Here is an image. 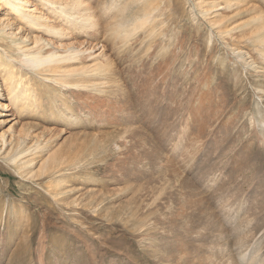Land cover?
<instances>
[{
  "label": "rangeland",
  "instance_id": "obj_1",
  "mask_svg": "<svg viewBox=\"0 0 264 264\" xmlns=\"http://www.w3.org/2000/svg\"><path fill=\"white\" fill-rule=\"evenodd\" d=\"M164 1L175 3L174 10H165L170 25L164 30L159 27L153 33L148 30L131 34L133 28L119 21L117 24L123 33L113 30L104 33L99 25L93 32L97 35L96 41L73 36L79 31L74 25L70 35L59 41L47 35L28 36V45L39 37L52 43L49 49H53L54 42L60 46L77 43L82 49L90 43L83 63L90 66L109 59V69L114 70L112 86L115 87L109 95L96 93L97 96L92 97L91 92L80 98L68 96L70 110L66 111H58L59 106H64L50 102L49 105L40 104L39 110L21 112L10 104L7 96L0 98V137L5 136L4 146L0 144V264H42V261L43 264H93L94 259L87 257V248L94 251L106 242H114L116 248L109 246L95 251L101 253L97 254L100 264H143L147 258L155 262L153 256L157 247L148 241L154 233L143 235L141 231L132 230L133 236L130 232L127 235L125 220L135 215L138 218L135 221H141V210H158L156 203H162V198L174 191L169 184L161 188V179L164 175L167 179H179L172 172L178 170L182 173L181 181L192 167L189 160L195 156L198 157L196 162L203 158L218 163L216 168L221 171L216 173L219 178L215 180L225 187L231 184V188L225 190L230 197L244 196L241 207L251 215L245 225L241 223L242 230L248 232L246 245L252 246L251 256L257 253L264 261V188L252 185L251 181L243 184V177L251 175L249 170L245 175L239 173L228 178L229 173L235 172L234 165L242 163L243 155L251 153L255 162L264 158V144L257 137L262 129L258 115L264 111V65L259 64L261 74L256 75L251 67L238 64V54L228 44L233 43L230 35H220L216 27L210 25L211 16L203 19L194 0ZM248 2L259 7L254 0ZM261 3L264 4V0ZM117 11L120 10L113 12ZM232 12L225 10V25L253 20L245 13ZM136 13L137 5H133L125 16L133 18ZM13 25L11 31L16 35L19 26ZM251 30L244 28V31ZM116 35L119 37L117 43L114 42ZM20 36L26 38L23 32L16 35ZM252 45L244 39L240 47L247 53L245 50H253ZM85 108H89L88 111ZM204 108H210L204 118L214 111V120L199 132L200 120L204 121L200 112ZM64 112L67 113L65 118ZM71 114H76L75 118L79 116L84 126L73 130ZM251 123L257 128L255 131ZM231 129L237 130V134H231ZM239 129H242L241 134ZM20 134L22 150L32 138L44 142L36 164L22 171L7 158L9 153L17 151L13 146ZM247 143L256 148L248 144L249 149ZM32 154L25 158H34ZM252 154H258L259 158ZM51 159L56 167L62 164L74 167L55 171H50L49 167L48 172L42 171V163ZM257 162L255 164L264 174V162ZM205 170L211 172L212 168ZM152 177H156L158 183L151 184ZM150 189L158 193L145 197L140 193ZM198 191L201 193L200 189ZM62 193L64 195H60ZM210 193L204 195L207 202L213 191ZM244 212L239 213L240 219L245 217ZM239 218L237 221L232 218V222L240 224ZM255 219L259 220L258 226ZM250 221H254V225ZM246 227H254V230L250 233L251 229ZM206 233L198 229L193 238L208 237V234L203 235ZM227 244V256L240 253L250 259L247 254L250 249L246 246L238 248L233 242ZM193 246L190 255L185 253L187 262L190 259L193 263L204 254L202 249ZM142 247H145V255ZM114 251L120 255L115 256ZM125 255L137 258V262L127 261ZM163 260V264H167ZM223 261L219 255L214 259L215 263Z\"/></svg>",
  "mask_w": 264,
  "mask_h": 264
},
{
  "label": "bare ground",
  "instance_id": "obj_2",
  "mask_svg": "<svg viewBox=\"0 0 264 264\" xmlns=\"http://www.w3.org/2000/svg\"><path fill=\"white\" fill-rule=\"evenodd\" d=\"M248 1L249 0H202L198 2L194 0V6L198 8L199 14L203 16V19L211 16V18H209L210 25L216 27L220 35H230L233 43L228 42V44L233 48V51L238 54L237 63L242 64V66L247 65L251 67L256 75H258L261 74L259 64L264 65V4L261 3V0H254L259 6L256 7L255 4L251 5ZM165 2L164 0H0V11L3 10L2 17H0V98L4 99L5 96H7V100L10 104L21 112L26 110H39L40 104L49 105L50 102H55V104L57 103L58 105L64 106V108H60L59 106L58 111H66L70 110L67 108L69 105L67 101L68 96L74 95L80 98L83 94L91 92L92 97L97 96L96 93L105 95L107 92V95H109L110 90L115 87L112 86L114 80L112 73L114 70L109 69L110 60L107 59L104 63L96 61V63L90 66H86L83 63L85 60L83 56L90 51L89 48H87L90 43L87 42V45L82 49L77 43L60 46L58 42H54L53 49H49L52 43L50 41L45 42L39 37H37L31 45H28V36L40 35L44 37V35H47V37L51 38L56 37L59 41L62 38L68 37L67 35H70L71 27L74 25L79 31L73 33V36L77 38H86L87 40L94 39L96 41L97 35L93 32L98 30L99 25L102 26L104 33L110 30L123 33L122 28L117 24L119 21L133 28L131 34H138L148 30L153 33L157 28H162V30H164V28L170 25V20L165 10L169 8L174 10L175 3L166 4ZM133 5H137V13L132 16L133 18L125 16V12ZM117 9L120 11L116 13L113 12ZM225 10H233L232 13L238 14L245 13L248 16H252L253 20L249 23L244 22L243 24L234 22L231 24L234 25L233 28L230 29L231 25H225ZM11 19L14 20L13 24L19 26L17 34L23 32L26 38H24V36L18 38L16 37L17 34L15 35L14 31H11L13 30L12 26H14ZM232 19L233 18L229 19V21ZM245 27H250L252 30L244 31ZM8 30L11 32H8ZM235 32H239L240 34L235 35ZM114 39V42L119 41L117 35ZM244 39L254 44L252 45V51L245 50L247 52L245 53L240 47ZM82 46H84V44H82ZM60 49H62V51H60ZM55 104L53 105L56 107ZM2 107L3 109L7 108L9 110V107ZM210 108H204L200 112V116L204 121L202 122L200 120L201 129L199 132H202L203 127H206L214 120V111L210 117L207 115V119L204 118ZM88 109L85 108L86 111H88ZM246 111L247 109L244 112ZM163 112L166 113V111ZM55 115L56 113L51 117ZM75 115L76 114H71L69 117L73 130H78L84 125L83 122H81V118L79 116L75 118ZM258 116L262 129L257 137L259 142L264 144V111L260 112ZM63 117H67L66 112H64ZM255 122L256 121H254V124ZM1 123L2 122H0V124ZM251 127L254 128V131L257 129L253 127V125ZM165 128L166 124L163 129ZM240 130L242 129H239L238 133ZM236 131L237 130H235V132ZM235 132L233 129L230 130L231 134L236 135L237 133ZM231 134L229 136H231ZM254 134L255 133H253V135ZM163 135L169 138L166 133ZM244 136L246 137V135ZM227 139H229V137ZM4 142L5 136H1L0 144L4 146ZM248 144L249 143L246 145ZM249 145L248 148L251 149L250 146L252 145ZM22 146L23 140L20 134V138L15 141V145L13 146L17 148V151L9 153L7 157L8 162L16 166L19 171L36 164L35 159L39 158L37 156L39 155V150L44 146V142L39 139L37 140V138H32V141L28 143L23 150L21 149ZM253 147L255 146H252V149ZM258 148L260 149L261 147ZM31 153H34L32 154L34 158H25L31 155ZM250 154L251 153L247 154L245 157L243 155L242 163L237 161V165L234 163L236 165V168L235 165L233 167L235 172L229 173L228 178L230 180L239 173L245 175L244 172L249 170L248 174L251 173V175L243 177V180L245 179L243 184L251 181L250 183L252 185H256L258 188L263 189V171H260L258 165L255 164L257 161L255 162V159H252ZM253 156L256 157L258 154H254ZM247 157H249L248 160ZM197 158L198 157L195 156L189 160V166L192 165V167L190 166V171L188 173L186 172V177L182 176L183 178L181 181L180 175L182 173L178 170L172 172L176 174L179 179H167L166 175H164L161 179V188L169 184L174 191H171L166 198H162V203H156L158 210L154 212L148 209L146 211L141 210V221H135L138 219L135 215H130L125 220V223L128 225L126 228L127 235L130 232V235L133 236L132 230L141 231L143 235L154 233L148 241L151 242L150 244L157 247L156 254L153 256L156 258V261L153 262L150 258H147L143 264H163L161 261L162 258H164L163 261L167 264H264V261L260 259L257 253H253L254 255L250 256V259H246V256L240 253L227 256L229 255L227 250L228 242H233L238 248L246 246L247 249H250L252 247L249 244L246 245L248 232L246 234V231L242 230V224L245 225L248 221L247 219L249 216L251 217V215L250 212L248 213L249 210L241 207L244 205L241 201L244 196L242 198H240L239 195L230 197V193L225 190L227 187L231 188V184L225 187L224 183L220 185L218 184L219 182L215 180V178L218 177L216 173L221 171V169L216 168L218 163H215L216 161H210V159L202 160L203 158L196 162V160H198ZM205 158H207V156H205ZM260 162H264V158L261 157L260 160L258 159L257 163ZM52 163L53 159L44 161L40 169L44 172H48L49 167L50 171L74 167V165L65 164L56 167ZM81 163L83 162H80V164ZM189 166L187 168H189ZM205 168H212V171H206ZM233 168H231V170ZM252 176L253 178L255 177L254 180L251 179ZM194 177H196V179ZM158 181L156 177L150 178L151 184L158 183ZM197 187L201 190V193L198 191L199 189ZM204 187L207 188L203 190L202 188ZM192 188L195 190L193 191ZM216 188H218V191H215ZM209 189L213 191V195H211L212 197L210 198L207 197V199H209V202H207L204 195L212 192H208L207 190ZM253 189H255V187ZM63 193L66 194L65 191H63ZM63 193L60 195H64ZM140 193L145 197L148 194L158 193V191L150 189L140 191ZM207 196H209V194ZM143 197H140V199ZM158 200L159 199H156V201ZM252 202L254 201L252 200L251 203ZM245 203L246 205L248 204L246 201ZM252 204L255 205V203ZM206 207L208 209H206ZM260 209L262 210L263 208ZM243 210H245L244 214L248 216L245 215L244 218L240 219L239 213ZM227 211L230 213L231 217L228 216ZM232 218L234 220L239 218V220H241L240 224H236L237 220L232 222ZM255 218L258 219V216ZM257 221L259 220H256V224ZM251 225L252 224L249 226ZM251 227H246L248 230L251 229L250 233L254 230V227ZM198 229L206 231L207 233L203 235L206 236L208 234L209 236L193 238V236L197 234ZM193 244L196 248L202 249L204 254H201V256L192 263L190 259L188 262L186 261L185 253L187 251L190 255L189 250L194 248ZM109 246L116 248L114 242H106L104 246H97L94 251H91V248H87V251H89L87 252V257L94 259L93 264H100L97 259V254L101 253L95 251L105 250ZM127 247L128 246L124 244V248L126 249ZM147 247L151 253L154 254L153 249L150 246ZM143 248L145 247L140 249L143 255H145ZM114 253L115 256L120 255L116 253V251H114ZM140 254H138V256H140ZM218 255L223 257L224 261L222 263L214 262V259ZM125 259L131 263L137 262V258L129 257L128 255H125ZM41 263L43 264V261Z\"/></svg>",
  "mask_w": 264,
  "mask_h": 264
}]
</instances>
